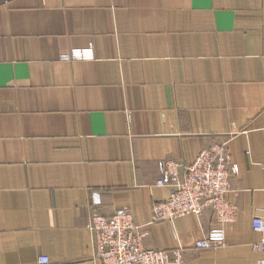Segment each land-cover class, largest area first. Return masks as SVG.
<instances>
[{
  "label": "crops",
  "instance_id": "obj_1",
  "mask_svg": "<svg viewBox=\"0 0 264 264\" xmlns=\"http://www.w3.org/2000/svg\"><path fill=\"white\" fill-rule=\"evenodd\" d=\"M263 112L264 0L0 4V264H101L86 223L119 208L185 264H255ZM222 141L235 220L153 222L159 161L184 168ZM217 229L222 245L196 247Z\"/></svg>",
  "mask_w": 264,
  "mask_h": 264
},
{
  "label": "built area",
  "instance_id": "obj_2",
  "mask_svg": "<svg viewBox=\"0 0 264 264\" xmlns=\"http://www.w3.org/2000/svg\"><path fill=\"white\" fill-rule=\"evenodd\" d=\"M264 128V112L262 113ZM158 186L169 187V194L153 206V222H172L175 218L193 214L201 216L210 209L221 224L236 218L237 207L226 199L230 179L236 167L230 159L225 142L213 143L199 151L194 161L181 168L174 160L159 161ZM93 205L98 195H91ZM91 234L95 257L101 264H185L180 248L171 251L144 247L140 226L124 208L109 215L93 210L86 223ZM251 228L259 235L253 248L262 254L255 264H264V213L255 215ZM223 230H212L196 242L197 248H215L223 244ZM37 264H50L39 256Z\"/></svg>",
  "mask_w": 264,
  "mask_h": 264
},
{
  "label": "water",
  "instance_id": "obj_3",
  "mask_svg": "<svg viewBox=\"0 0 264 264\" xmlns=\"http://www.w3.org/2000/svg\"><path fill=\"white\" fill-rule=\"evenodd\" d=\"M8 0H0V4L7 2Z\"/></svg>",
  "mask_w": 264,
  "mask_h": 264
}]
</instances>
